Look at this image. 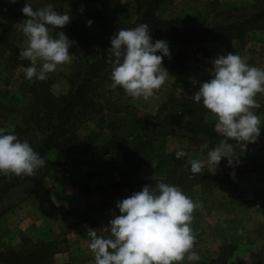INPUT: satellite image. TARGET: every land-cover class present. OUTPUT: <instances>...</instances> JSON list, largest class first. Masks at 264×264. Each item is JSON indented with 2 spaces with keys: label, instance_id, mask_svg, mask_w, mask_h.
Listing matches in <instances>:
<instances>
[{
  "label": "rangeland",
  "instance_id": "obj_1",
  "mask_svg": "<svg viewBox=\"0 0 264 264\" xmlns=\"http://www.w3.org/2000/svg\"><path fill=\"white\" fill-rule=\"evenodd\" d=\"M26 2L0 0V30L9 31L18 52L26 47V38L21 32L22 23L27 19L21 12ZM28 3L34 10L49 4L54 8V2L48 0H28ZM261 3L262 0H164L157 15L185 29H198L225 23ZM61 7L73 18L78 42L70 49L71 62L58 65L54 73L48 74L51 92L57 96L70 88L76 53L90 60L97 59L101 55V45L110 40L115 27L129 29L138 20L135 0H118L106 10H102L98 3L74 0H66ZM89 20L92 21L91 26H88ZM49 31L55 38L63 30L49 26ZM156 40L167 41L171 53L162 61L169 72L165 83L155 90L152 97L144 100L127 95L121 87L112 89L110 67L102 73L95 93L99 112L85 117L76 129L80 139L88 141L89 148H81L75 154L66 153L61 159L62 164H58L51 155V164L39 179L12 189L0 202V254L9 249L28 248L40 241L54 242L60 250L59 254L52 256L55 264H94L93 254L88 249L87 229H95L98 235L108 236V223L113 213L120 214L116 208L117 201L140 191L145 185L156 187L158 182L148 183L147 180L158 178L163 182L169 174L166 172L167 164L163 162L164 153L183 150L187 153V161L189 158L206 160L208 151L219 145L222 137L214 130L217 117L205 108L204 123L217 133L216 137L187 134L175 129L176 116L184 108L179 99H193L200 80L210 74L212 60L218 54L233 52L246 57L250 66L264 68V32L250 31L242 41L233 40L229 48L225 43L207 38L201 43L183 42L173 34L152 41ZM79 47L81 50L78 52ZM7 54L0 47V127L11 133L17 126H23L31 100L28 94L23 93L28 86L23 69L15 67L8 70L4 67L3 59ZM255 99L260 107L253 111L264 123V95L257 94ZM128 114L155 116L162 126L153 133L134 132L150 141L142 151L145 161L137 175L138 183L146 182L135 185L131 190H115L109 188V184L119 179L120 170L124 168L122 156L115 153L104 155L103 148L96 147L95 142L102 143L110 130L129 136L132 130L124 120ZM229 144L236 154L232 166H228V158H222L215 173H209V168L205 167L203 173L190 178L192 173L187 167L175 174V178L184 175L185 185H172L179 186L197 204L192 213L191 227L196 235L193 250L201 259L191 264H253L257 259L264 263V218H258L260 222L257 218H242L246 215L244 210L238 212L237 218H231L227 212L231 205L229 199L236 194L232 187L234 184L240 197L252 193L251 189H246L248 173L255 186L262 184L264 170L260 168L264 166V125L254 142L230 140ZM260 151L262 155L259 156ZM217 183L221 188L220 197L215 198L211 189ZM87 204H91L94 210L87 208ZM215 207L221 208V218H212L210 212L203 218L208 208ZM218 243L221 244L219 250Z\"/></svg>",
  "mask_w": 264,
  "mask_h": 264
},
{
  "label": "clouds",
  "instance_id": "obj_2",
  "mask_svg": "<svg viewBox=\"0 0 264 264\" xmlns=\"http://www.w3.org/2000/svg\"><path fill=\"white\" fill-rule=\"evenodd\" d=\"M21 12L27 17L21 28L26 47L20 49L19 59L30 62L23 67L24 78L46 81L58 65L71 62L74 43L63 31L54 38L49 26L63 29L71 17L51 4L34 10L28 0ZM87 23L91 26L92 21ZM110 45L106 62L110 65L111 88L121 87L133 98L148 100L169 75L162 63L164 57L171 55L167 41L153 42L149 26L141 23L129 29L120 28L110 38ZM257 94L264 95V68L250 66L246 57L233 52L218 54L212 60L210 79L200 83L193 99L217 117L214 130L222 139L208 151L206 160L188 159L193 176L203 173L205 167L209 173H215L222 158H228V166H232L236 154L230 140L249 143L257 139L264 125L253 111L260 107L255 99ZM186 156L183 150L175 152L176 159ZM45 163L27 140L0 127V175L33 176ZM196 207L179 186L164 182H158L155 188L143 186L116 202L120 214L113 213L108 236L87 229L94 264L199 261V254L193 250L196 235L191 227Z\"/></svg>",
  "mask_w": 264,
  "mask_h": 264
},
{
  "label": "trees",
  "instance_id": "obj_3",
  "mask_svg": "<svg viewBox=\"0 0 264 264\" xmlns=\"http://www.w3.org/2000/svg\"><path fill=\"white\" fill-rule=\"evenodd\" d=\"M48 1L54 2L55 10L62 14L64 13L61 4L66 0ZM74 1L98 3L102 10H106L118 0ZM163 1L135 0L138 13V20L135 26L141 23L147 24L152 40L161 39L165 35L173 34L183 42L193 41L201 43L204 38H207L218 43H225L226 47L229 48L233 40L242 41L250 31L259 30L264 32V0H262L261 5L257 8L232 17L225 23L204 26L198 29H185L181 25L159 18L157 11ZM72 20L73 18L71 17L70 22L62 30L70 41L74 42L72 47H76L78 36L75 23H72ZM120 28L115 27L113 34L110 33V37ZM110 46V40L102 44L101 55L94 60H90L83 54L75 52L76 58L73 62V71L69 79L70 88L65 94L57 96L52 93L49 80L29 81L26 79L28 86L23 93L28 94L31 101L26 108L27 114L23 119V126H17L11 133L17 135L21 140H27L33 149L45 159L46 163L43 167L37 169L33 176L0 175V202L12 189L39 179L51 164V155L54 156L58 164H62L61 159L66 153L71 152L75 154L81 148L83 150L89 148L88 141L80 139L76 134V129L85 117L99 112L95 93L99 88L102 73L110 67L106 62ZM0 47L8 52L3 59V65L6 69L11 70L15 67L23 69V67L29 66V61L19 59L16 42L14 39H11L8 30H0ZM77 49L79 52L81 47ZM207 76H210V74ZM207 76H204L200 80V83L208 81L210 77L206 79ZM199 85L196 92L199 89ZM179 100L183 102L184 108L176 116V130H183L187 134L217 136V133L212 129H208L204 123L203 116L206 110L202 104L194 102V99L181 98ZM124 120L128 122L127 126L132 130V132H129V136H123L118 132L110 130L102 143L95 142L96 147L99 145L100 148H103L104 155L115 153L122 156L124 168L120 170L119 179L117 182L109 184V188L115 190H131L135 185L138 186L142 182L138 183L139 178L137 175L139 168L145 161V154H142V151L150 141L145 140L140 134H134V132L153 133V131L159 130L162 126L161 122L152 115L138 116L128 114ZM163 157V162L167 164L166 172L169 173L163 182L170 183L171 185H185L183 182L184 175L180 174L175 178V174L179 169L190 167L186 157L176 159L175 152L164 153ZM189 177L192 178L194 176L190 174ZM160 181L162 180L158 178L154 181L147 180L148 183ZM86 207L93 209L91 204H87ZM58 252L60 250L57 249L54 242L40 241L28 248L9 249L1 253L0 264H55L52 261V256ZM261 263L260 259L253 262V264Z\"/></svg>",
  "mask_w": 264,
  "mask_h": 264
},
{
  "label": "crops",
  "instance_id": "obj_4",
  "mask_svg": "<svg viewBox=\"0 0 264 264\" xmlns=\"http://www.w3.org/2000/svg\"><path fill=\"white\" fill-rule=\"evenodd\" d=\"M261 151H263V150H261ZM261 151L259 152V156L262 155ZM260 169L264 170V166H263V169L262 168H260ZM259 181H260V179H259ZM247 182H248V184H246V189L247 190L251 189L252 193H251V195H247L245 197L237 196L238 187L236 186V184H234L233 186L231 185L234 188L236 194L234 195V197L232 196L233 198L229 199V202L231 205L228 207L227 212L231 215V218H237L236 215L238 214V212L240 213V212H243L242 210H244V213L246 215L245 216L241 215V216H243L242 218H250L251 220H252V218H257L258 222H260V220L258 218H264V174L261 175V181H260V182H262L261 186H255L256 184L252 182L250 173H248V175H247ZM250 182H252L253 185ZM230 184H232V183H230ZM218 185H219V183H217V185L213 186L211 189V192L215 194V198L220 197L219 196L220 195L219 189H221V188H219L220 186L217 187ZM232 204H233V206H232ZM208 213L211 214L212 218H221V215L223 212H221V208H219V209L218 208L216 209V207H215V209L208 208L206 210V213L203 214V216H204L203 218H206V214H208ZM214 224H216V221L214 222ZM220 247H221V244L218 243L217 250H219ZM57 254H59V253H57Z\"/></svg>",
  "mask_w": 264,
  "mask_h": 264
}]
</instances>
